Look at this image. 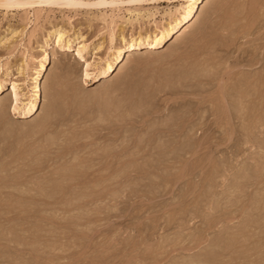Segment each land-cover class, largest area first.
Wrapping results in <instances>:
<instances>
[{"label": "rangeland", "instance_id": "obj_1", "mask_svg": "<svg viewBox=\"0 0 264 264\" xmlns=\"http://www.w3.org/2000/svg\"><path fill=\"white\" fill-rule=\"evenodd\" d=\"M133 1L0 8V264H264V0H203L117 72L180 3Z\"/></svg>", "mask_w": 264, "mask_h": 264}, {"label": "bare ground", "instance_id": "obj_2", "mask_svg": "<svg viewBox=\"0 0 264 264\" xmlns=\"http://www.w3.org/2000/svg\"><path fill=\"white\" fill-rule=\"evenodd\" d=\"M132 1V0H131ZM134 1H141V0H134ZM133 1V2H134ZM178 0H171L170 3H174ZM180 3H178V8H175L176 10V16L174 17V14L172 16V13H165L168 14V17L170 16V21L166 23V26L163 27L158 35L150 38L151 36L145 35L144 37L138 36L136 39H132L130 43L127 44L125 47H119L115 50L114 56L112 58V62L115 63V67L118 68L117 72L120 71L123 60L125 58V53L128 52V55L131 54L132 50L135 49L134 47L140 46V45H145V51L147 52L148 50H154L157 48L162 47L165 42H167V38H172L174 37V40L172 42H175L179 40L180 36L182 35L183 32H186L189 30V28L192 26L194 22V18L197 12V9L199 8V4L203 2V0H179ZM31 2H36V0H31ZM65 3L67 2H73V0H64ZM81 2V1H80ZM103 2V0H102ZM101 1H97L96 3L93 4H104ZM73 3H79V2H73ZM122 3V2H121ZM109 4V3H108ZM113 4V3H112ZM115 4V3H114ZM133 12V11H132ZM131 11H129V14H132ZM139 13L135 14L138 16ZM112 34V33H111ZM62 35L58 36V39H61ZM148 39H150L148 41ZM171 42V43H172ZM69 43H66V47H69ZM83 48V47H82ZM68 49V48H67ZM83 49H78L77 51L79 52L80 57L85 58V53H82ZM150 52V51H149ZM111 61L106 62L104 64L105 66L101 69L103 73L108 74V72L111 69ZM47 62V55L44 54V56L41 58V60L38 63V68L36 69L35 76L33 78V83L30 89V94L27 97V100L25 103H21V98L19 97V88L17 83H13L12 87L10 89L9 96L14 97L13 102L16 107V110L20 112L21 116H30L31 114H34L38 102H39V96H40V86L38 83V77L40 72L43 70L45 63ZM88 67V65H87ZM90 73V72H89ZM88 73V76L90 74ZM105 75L103 77V81L106 82L108 81V77ZM94 78V77H92ZM13 85H15V93H13ZM3 90V86L0 83V92ZM13 94V95H12ZM13 104V103H12Z\"/></svg>", "mask_w": 264, "mask_h": 264}, {"label": "snow or ice", "instance_id": "obj_3", "mask_svg": "<svg viewBox=\"0 0 264 264\" xmlns=\"http://www.w3.org/2000/svg\"><path fill=\"white\" fill-rule=\"evenodd\" d=\"M56 6V7H79V8H86V7H101L104 5L100 4H84V3H73L67 2L65 3L64 0H36L35 3L31 2V0H0V8H9V9H23V8H34L37 6ZM79 55V52L76 53ZM85 72L84 77L87 79L88 72H87V65H84ZM15 85H13V93H15ZM12 112L16 113V107L13 105Z\"/></svg>", "mask_w": 264, "mask_h": 264}]
</instances>
